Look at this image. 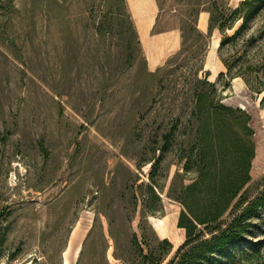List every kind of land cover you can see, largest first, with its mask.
I'll list each match as a JSON object with an SVG mask.
<instances>
[{"label": "rangeland", "instance_id": "374dc122", "mask_svg": "<svg viewBox=\"0 0 264 264\" xmlns=\"http://www.w3.org/2000/svg\"><path fill=\"white\" fill-rule=\"evenodd\" d=\"M243 1L157 0V30L176 27L182 42L149 70L124 0H0V264L173 259L185 231L169 194L196 176L184 165L201 89L211 118L218 104L240 109L254 130L250 180L221 222L264 190V0ZM201 11L219 32L207 65ZM243 223L203 264H264V204ZM162 239L172 249L160 255Z\"/></svg>", "mask_w": 264, "mask_h": 264}, {"label": "trees", "instance_id": "16d2710c", "mask_svg": "<svg viewBox=\"0 0 264 264\" xmlns=\"http://www.w3.org/2000/svg\"><path fill=\"white\" fill-rule=\"evenodd\" d=\"M244 0L243 2H245ZM233 10V13L238 11ZM248 16L240 17L241 23L231 37L225 38L220 46L229 39L234 38L245 26ZM209 21V32L215 27ZM219 28L221 26L219 25ZM203 34L197 32V40ZM222 74V73H221ZM208 86H212L208 84ZM206 92L198 91L194 108L199 112L205 110L203 118L198 119L196 127V152L188 155L184 171L195 168V179L186 185H180L169 197L178 201L181 210L178 215L177 226L185 231V242L178 249L176 256L166 264H203L213 258L214 253H220L228 246L241 240L244 232L245 217L259 205L264 204V190L255 199L246 201L239 214L235 215L227 224L221 220L232 205L240 189L250 180L249 171L254 158V130L251 118L247 112L240 109L218 104L204 105ZM264 107V95L260 99ZM226 134L225 137L224 134ZM168 137L163 136L166 143ZM162 150V149H161ZM192 152V151H190ZM153 164V163H152ZM156 165V162H155ZM156 187L155 181L150 177ZM153 198H158L150 187ZM157 251L169 253L172 244L162 239L157 244ZM159 255V256H160ZM160 257L151 264H160Z\"/></svg>", "mask_w": 264, "mask_h": 264}, {"label": "crops", "instance_id": "0c3cea01", "mask_svg": "<svg viewBox=\"0 0 264 264\" xmlns=\"http://www.w3.org/2000/svg\"><path fill=\"white\" fill-rule=\"evenodd\" d=\"M124 1L135 25L147 67L149 70H155L180 50L182 42L181 31L176 27L157 30L159 13L157 0ZM208 27V13L201 11L197 17V29L201 33H206ZM210 35H212V41L209 46L206 65L208 62L212 63V56L218 47V45H213V41L217 38L219 32L213 29ZM207 70L211 71L212 69L207 67ZM219 72L221 71L219 70Z\"/></svg>", "mask_w": 264, "mask_h": 264}, {"label": "bare ground", "instance_id": "6f19581e", "mask_svg": "<svg viewBox=\"0 0 264 264\" xmlns=\"http://www.w3.org/2000/svg\"><path fill=\"white\" fill-rule=\"evenodd\" d=\"M213 45L215 46V45H218V40L216 39V40H214L213 41ZM234 89L235 90H238V87H237V85H234ZM238 93V92H237ZM244 109V108H243ZM150 220H151V217H150ZM152 221V220H151ZM162 223V220H158V224H161Z\"/></svg>", "mask_w": 264, "mask_h": 264}]
</instances>
